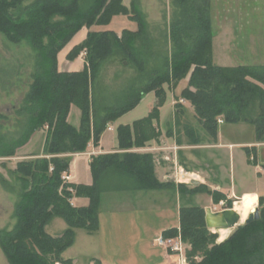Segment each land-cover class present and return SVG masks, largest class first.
<instances>
[{"label":"trees","instance_id":"1","mask_svg":"<svg viewBox=\"0 0 264 264\" xmlns=\"http://www.w3.org/2000/svg\"><path fill=\"white\" fill-rule=\"evenodd\" d=\"M83 1L0 0V33L15 44L27 42L35 50L37 60L25 109L21 110H27L30 118L25 119V128L16 142L4 143L0 135V156H15L31 133L47 127L42 155L21 160L14 170L25 188L15 206V227L0 229V247L10 264H73L62 253L74 244L76 228L88 232L99 229L101 182L106 173L127 174L144 189L170 185L157 179L152 154L129 151L160 136L155 122L166 101L165 84L177 86L189 76L188 86L179 97L192 103L204 133L188 126L190 144L216 142L219 119L254 124L257 142H264V65L229 68L213 63L210 0H174L178 17L170 26L173 43L164 68L156 71L144 86L129 89L122 102L102 111L95 105L93 91L101 63L117 51L143 70V58L135 42L147 36V22L137 0H132L130 8L121 0H87L86 9ZM117 14L128 15L137 22L138 29H124L120 34L113 30L89 31L83 42L75 44L67 54L69 60H74L86 51L84 68L60 70L59 53L84 27L108 24ZM149 92L157 98L150 114L132 125H119L120 150L92 156V184L64 180L70 170V155L85 152L91 141L98 145L108 125L136 107ZM179 99L176 107L181 105ZM72 105L81 111L78 127L68 120ZM247 152L250 154L249 148ZM181 187L189 194L207 193L216 203L232 202L205 184L191 188L180 184V190ZM74 196L89 198V205H72ZM259 202L260 218L239 225L224 241L217 242L218 234L207 227L201 205L181 206L179 227L167 229L163 235L181 234L189 245L188 264H264V196H259ZM54 217H61L68 224L56 236L46 231Z\"/></svg>","mask_w":264,"mask_h":264},{"label":"rangeland","instance_id":"2","mask_svg":"<svg viewBox=\"0 0 264 264\" xmlns=\"http://www.w3.org/2000/svg\"><path fill=\"white\" fill-rule=\"evenodd\" d=\"M121 1L128 8L131 7L132 0ZM211 1L212 0H210L209 6L210 15L212 17ZM88 3L87 0L82 2L83 9L87 8ZM137 7L142 11L147 22V36L135 42V46L141 51L144 69L140 70L137 65H134L129 59H125L122 54L117 51L103 61L93 83L95 105L100 111L104 110L105 107L122 102L126 98L129 89L144 86L149 78L157 73L156 71L164 68L167 58L170 57L173 43L170 35V26L176 17H178L179 9L174 0H137ZM213 9L214 15H221L224 12L227 14H229L228 12L235 13L237 17L233 22L234 27L254 33L260 41V45L264 44V0H213ZM168 14L170 17V26L167 32L166 28H164V21L165 23L167 22ZM102 25L103 24H96L90 28L84 27L76 35V37H79L77 41L74 42H83L89 31H98L93 28ZM84 29L86 30L84 38H80V36L84 34ZM77 43H73V45ZM86 56V51H82L77 58L71 61L77 64L81 69L84 68ZM36 68V52L27 42L15 44L10 42L4 34L0 33V135L2 139H4V143L16 142L25 128V119L30 118V114H28L27 110H23L25 112H21V110L25 106V98L33 82V75ZM186 78L180 80L177 84L178 88L181 87V85H187L184 84ZM164 86L165 89L168 88L169 90H171L172 87H176L168 84ZM177 93L181 94L182 91L180 93L177 89ZM179 98L180 97L175 98V104ZM147 103L148 102L145 104ZM152 105L153 102H149V109ZM185 107L186 110L178 113L177 119H175L178 125V133L176 134L173 132L175 124L173 121L171 123L172 128L169 132V135L174 137L173 141H170L172 145H177L174 143L177 139L180 142L182 141L185 147L180 148V146L177 145L178 150L177 148L172 149L166 147L167 150L172 149L169 151L168 156L171 154L176 159L175 162L168 161L164 158L165 154H167L165 147H163V149L159 148L157 151L159 155L156 158L153 155L154 167L156 166V162H165L169 165L168 172H175V163H177L179 166H183L185 169L187 168L186 170H192L191 172L195 171L193 167L196 155L192 147H186L187 142H189L186 129L190 126L194 127L197 131H201L202 134L204 133L201 129V125L197 121L194 110H192V103L187 101ZM69 118L72 123H79V109L75 105L72 107ZM218 130L222 141L256 142V126L252 123L243 121L223 122L219 124ZM111 135L112 132H107L108 141ZM46 138L47 127L38 129L31 133L29 139L17 149L15 156H0V229L11 230L15 227L17 222L14 210L16 204L21 200L22 192L25 188L22 180L18 178V175L14 172L17 163L21 160L35 158L36 156H28L27 158V156H25L26 152H39L42 146L44 149ZM159 138L160 136L157 140ZM166 143L167 141H165L164 144ZM1 147L2 144H0V148ZM240 150L243 149L241 148ZM37 155H42V152ZM256 156L257 159L253 162V166L260 163L264 167V145L258 147ZM70 158L72 160L74 157ZM79 159L81 161H79L78 173L83 175L82 177L79 176L76 178V181L85 182L84 175L88 174L86 170L88 161L83 156L79 157ZM211 175L213 177L215 173L211 172ZM261 177L263 178L258 180V182L264 186V173H262ZM184 184L191 188L198 183L195 181L194 177H191ZM182 189L184 192L181 196H179L178 193L176 195L172 190L146 191L150 196H147V198L143 200H137L135 193L131 191L121 192L120 194L122 196H120V199L123 200L118 199L115 203L116 205H113V203L111 204L108 199V197H113L114 194H107L102 209V228L99 239H97L96 236H94V238L86 235L85 231L87 230L84 228H76V230H81L77 233L75 245L73 249H69L62 253L63 258L72 259L75 257L74 261L76 264H98L96 260L97 257L102 258L103 264H122L126 261L130 262L131 257L134 256H143V259H148L143 250L146 247L141 245L142 241L134 243L132 240L137 237L144 238L149 232L161 229L163 226L170 225L171 223V225L179 224V216L177 219L175 216L176 212L179 211L178 207L181 205H201L204 208L210 206L213 210H221L235 207V201L241 198H228V200L232 201L231 205L228 204L226 200L216 203L207 193L189 194L185 192V187ZM259 206L260 202L258 200L256 207ZM243 224L244 222L242 221L240 225ZM67 227L68 224L63 218L54 217L46 226V231L56 236L63 233ZM237 227L228 229L226 232H220L219 230L211 231L218 234L217 242H221L226 240ZM156 236L157 234H155L154 237ZM221 237L225 238L221 239ZM152 241H154V238H150L149 242L151 243ZM188 248L189 245L186 244V252ZM195 258L200 260V257ZM144 261L145 260H143V262ZM130 263H133V261ZM0 264H10L1 247ZM56 264L66 263L58 262Z\"/></svg>","mask_w":264,"mask_h":264},{"label":"crops","instance_id":"3","mask_svg":"<svg viewBox=\"0 0 264 264\" xmlns=\"http://www.w3.org/2000/svg\"><path fill=\"white\" fill-rule=\"evenodd\" d=\"M211 7H212L211 19H212V29H213L211 58L213 63L229 68H234L237 66H244V65L245 66L264 65V44L260 45V41L257 39V36L250 31H243L241 29H237L234 27L233 22L237 17L235 16V13L228 12L229 14H227L226 12H224L221 15H216V14L214 15L213 0L211 1ZM169 20L170 17L168 14L167 22L165 23L164 21V28H166L167 32L169 31V26H170ZM93 29L98 31L113 30L120 34L124 29L136 31L138 29V24L127 15H115L112 17L110 23H108L107 25H102L100 27L97 26ZM83 31L84 34H82L80 38H84L86 30L84 29ZM78 37L79 36H77L65 49H63L59 53L58 59H59L60 70L76 71L83 69V68L80 69L77 64H75L74 62H72L67 58L68 52L75 45V44L73 45V43H77L74 41H77ZM84 66H85V61H84ZM185 81L186 82L184 84L187 85L185 86L181 85V87H179L180 89L178 88V85L176 87H172L171 90L166 88L167 89L166 101L164 105L160 107L159 119L158 121L155 122L160 132V138L158 140L152 139L148 141L143 147H134L129 151L141 152V153L150 152L156 158L159 155L157 152L159 148L163 149V147L165 148L169 147L172 149L177 148L178 150L177 145H179L180 148L185 147L182 141L180 142L177 139L174 142L177 145H172L170 141L171 140L173 141L174 137L169 135L170 129L172 128L171 126L172 121L175 123L173 132L176 134L178 133V127H177L178 125H177V121L175 120L176 113H181L182 111L186 110L185 104L187 103V100H185L184 98L179 99V101L181 99L184 100V102H181V105L179 107H176L175 105V98L181 95L177 93V89L178 92L180 91L181 93V91H183L188 86L189 76L186 78ZM146 102L148 103L145 104ZM149 102H153V105L150 109H149ZM156 102H157V98L154 92L146 93L145 95H143L141 101L136 105V107H134L127 113L123 114L116 121L108 125V128L102 133L98 145H95L93 141H91L85 152L71 154L70 156L74 158H72L70 163L69 173L73 175V179L71 178L70 182L92 184L93 176L90 169V161L92 159V156L119 151L120 149H119V139H118V131H117L119 125H132L136 120L148 116L152 111V109L154 108ZM73 106L74 105L71 106L70 112ZM192 110H194L193 106H192ZM69 116H68V120L70 119ZM80 121H81V111L79 109V123H72L70 120L69 122L78 127L80 125ZM223 122H220L219 124ZM107 132H112L109 141L107 140ZM165 141H167L166 144H164ZM260 145H264V142H257V139L256 142L222 141V138L219 134V130H218V137L216 142L206 140L201 144H190L189 142H187L186 145V147H192L194 149L193 152L196 155L194 160L195 163L193 167L195 171L191 172L192 170L189 169L188 171L192 174V177H194L195 181H197L198 183L197 185L205 184L212 190H219L222 193H224L227 196V198L241 197L240 200L235 201L234 208L237 212L240 213L242 217V221L256 207L257 202L259 200V196L261 195L264 196V186L263 184H259L258 182V180H261V178H263L261 177V175L262 173H264V167L260 163L253 166V162L256 161L257 159V156L255 157V155L257 154V149ZM239 148L240 149L242 148L243 150H240ZM247 148L250 149V154H248ZM170 150H167V148L165 149L167 154H165L164 158L168 161L174 162V160L176 159L171 154H169L168 156ZM41 152L43 153V146L41 148V151L39 152L27 151L25 156H27V158L28 156H37V154ZM81 156H83L88 161L86 168L88 174L84 175L85 182L76 181V178H78L79 176L82 177L83 175V174L81 175V173L80 174L78 173L79 161H81L79 157ZM168 169H169V165L167 163L156 162L155 173L157 179L161 183L170 184L169 186L162 189L141 188L137 183H135V181L131 177L121 172L106 173L103 176L101 182L102 191L100 195V205H99L100 227L98 230L94 231L93 233L84 230L86 235L91 237L96 236V238L99 239V235H101V228H102V223H101L102 209L107 194L108 195L114 194L113 197H108L109 202L111 204L113 203V205L117 202L118 199H120V196H122L120 193L127 191H131L135 193V197L137 198V200H143L144 198H147V196H150L146 193V191H155V190L157 191L172 190L175 192L176 195L178 193L179 196H181L182 192L180 190V184H184L186 182H178L175 179V172L173 171L168 172ZM210 171L215 173V176L212 177ZM249 198L254 199L255 202L253 203V206L247 210L246 202ZM89 202H90L89 198L82 196H74L71 199V203L74 206H87L89 205ZM181 206L178 207L179 211ZM179 211L176 212V216H175L176 219L179 216L178 215ZM178 220H179V224L171 225L172 224L171 223L170 225L163 226L161 229H158L156 231L153 230V232H149L147 236L144 238H140V237L134 238L132 240L134 241V243H139L142 241L141 245H144L146 247L143 250L145 251V255L147 256L148 259L145 258L143 259L142 258L143 256L141 257L134 256L135 258L131 257V261H130V262L133 261V263L126 261L123 262L122 264H180L179 258L176 254H173L172 252L168 251L166 248L158 246L155 243V238L159 234H162L167 229L173 227H179L180 218ZM79 230L81 229L76 230V237ZM222 231L226 232L227 230H223V229L220 230V232ZM155 234H157L156 237H154ZM150 238L151 239L154 238V241H152L151 243L149 242ZM224 238L225 237H221V239ZM75 242H76V238H75ZM75 242L67 250L73 249ZM74 259L75 257L72 258L73 264H76ZM96 260L98 264H103L102 258L97 257ZM143 260L145 261L143 262Z\"/></svg>","mask_w":264,"mask_h":264},{"label":"water","instance_id":"4","mask_svg":"<svg viewBox=\"0 0 264 264\" xmlns=\"http://www.w3.org/2000/svg\"><path fill=\"white\" fill-rule=\"evenodd\" d=\"M205 221L210 230L233 229L242 223V217L235 208H224L221 210H213L208 206L205 208ZM260 218L259 207H256L248 214V217L243 221L250 223Z\"/></svg>","mask_w":264,"mask_h":264},{"label":"built area","instance_id":"5","mask_svg":"<svg viewBox=\"0 0 264 264\" xmlns=\"http://www.w3.org/2000/svg\"><path fill=\"white\" fill-rule=\"evenodd\" d=\"M180 102H184V100L181 99ZM219 122H223V120L219 119ZM175 165H176L175 179L178 182H187L192 177V174L188 170H186L183 166H179V164L177 163H175ZM63 178L64 180L70 182L71 177L69 172L65 173ZM155 243L158 246L166 248L168 251L172 252L173 254H176L179 258L180 264H188V258L186 255V243L182 239L181 234L169 237V236H164L162 233L155 238Z\"/></svg>","mask_w":264,"mask_h":264},{"label":"bare ground","instance_id":"6","mask_svg":"<svg viewBox=\"0 0 264 264\" xmlns=\"http://www.w3.org/2000/svg\"><path fill=\"white\" fill-rule=\"evenodd\" d=\"M70 177L73 179V175H72V174H70ZM254 202H255L254 199L249 198V199L247 200V202H246V209H247V210L250 209V208L253 206V203H254ZM255 208H256V207H255ZM251 212H252V211H251ZM247 217H248V216H247ZM247 217H246V218H247ZM246 218H245V219H246ZM245 219H244V220H245ZM244 220H243V221H244ZM220 230H222V229H220ZM220 230H219V231H220ZM223 230H228V229H223Z\"/></svg>","mask_w":264,"mask_h":264}]
</instances>
